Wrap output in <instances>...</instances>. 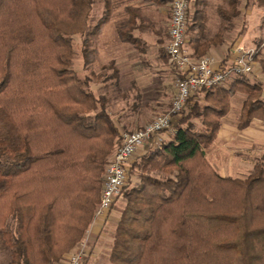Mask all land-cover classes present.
Segmentation results:
<instances>
[{
  "label": "trees",
  "instance_id": "1",
  "mask_svg": "<svg viewBox=\"0 0 264 264\" xmlns=\"http://www.w3.org/2000/svg\"><path fill=\"white\" fill-rule=\"evenodd\" d=\"M97 1L0 0V253L9 254L7 264H58L86 237L120 145L109 99L73 67L74 36L83 37L86 72L98 58L94 42L111 11L100 0L105 10L95 22ZM242 2L224 0L219 39L233 30ZM206 5L195 0L188 23L199 56L207 48ZM236 93L246 96L238 128L264 123V84L238 75L191 96L173 135L130 163L110 264H264V155L246 178L222 176L207 159Z\"/></svg>",
  "mask_w": 264,
  "mask_h": 264
},
{
  "label": "rangeland",
  "instance_id": "2",
  "mask_svg": "<svg viewBox=\"0 0 264 264\" xmlns=\"http://www.w3.org/2000/svg\"><path fill=\"white\" fill-rule=\"evenodd\" d=\"M254 1L243 0L242 12L239 16L237 27L234 23L233 30L225 32L223 37L229 36V33L232 32L233 36L229 37L230 43L227 54L236 45H241L254 51L255 63L251 77L264 84V7L256 5ZM104 10V2L97 1L93 12L95 22L102 16ZM82 43V36L73 37V67L81 77L84 78L86 75L92 77L90 85L97 96L104 95L109 99V110L116 124L120 126L121 131L139 130L156 117L171 113L176 72L166 55V45L168 43L164 47L163 60H155L147 53L139 56V52H135L137 53V58L134 57L132 60L125 61L116 57L119 56V51L125 53L126 48L134 51L135 49L130 44L119 45L120 47H112L110 45L104 47L102 45L97 46L94 42L98 58L90 74L84 68ZM259 46L262 47V50ZM139 47L149 50L146 45L141 44ZM204 56L213 57L211 54ZM173 73H175L174 76L172 75ZM239 94L242 93H236L231 97L230 112L227 115L229 119L225 121V123H232L234 130H236L239 123V117L236 116L237 112L240 111H238L239 100H234L233 106L232 100ZM200 100H202V97ZM181 116L175 115L172 131H175L179 125ZM223 120L224 118L222 119L221 127L224 123ZM124 124L126 127H123ZM234 133L236 132L234 131ZM233 137L235 139L230 140ZM229 140V142L225 143L223 141L220 143L214 142L207 150V159L215 171L222 176L246 178L253 171L254 159L261 158L264 155V140L253 143L243 141L244 139H240L237 136H231ZM252 145H254L253 148H251ZM149 148V146L143 148L133 158L132 163L139 156L145 154ZM131 181L132 184H135L137 183V178L134 177ZM125 203L123 197L118 198L110 212V216L113 217L116 226ZM77 248L78 244L70 253L65 254L63 260L58 264H64L66 257L77 250ZM108 257L109 251L100 252L99 259H97L95 264H110ZM9 260V254L2 251L0 253V264H7Z\"/></svg>",
  "mask_w": 264,
  "mask_h": 264
},
{
  "label": "built area",
  "instance_id": "3",
  "mask_svg": "<svg viewBox=\"0 0 264 264\" xmlns=\"http://www.w3.org/2000/svg\"><path fill=\"white\" fill-rule=\"evenodd\" d=\"M193 0H172L171 20L166 55L175 69V92L171 113L160 115L136 131H121L120 145L105 170L103 190L92 223L105 225L116 200L127 182V171L133 158L147 146L160 148L172 131L175 115H180L191 96L224 84L238 75H251L254 70V51L234 46L222 60L211 56L194 58L189 50L188 23ZM86 237L77 250L68 255L64 264H95Z\"/></svg>",
  "mask_w": 264,
  "mask_h": 264
},
{
  "label": "crops",
  "instance_id": "4",
  "mask_svg": "<svg viewBox=\"0 0 264 264\" xmlns=\"http://www.w3.org/2000/svg\"><path fill=\"white\" fill-rule=\"evenodd\" d=\"M194 1L195 0L192 1L190 13L194 11ZM171 4L172 0H109L111 11L110 19L102 27L95 40V44L104 47L109 45L112 47H120L119 45L130 44L135 49L134 51L126 48L125 53L119 51L120 54L118 53L119 56L116 57L125 61L132 60L134 57L137 58V53L135 52H139V56L147 53L155 60H163L165 54L164 47L168 43ZM223 6L224 0H207L205 9L207 22L203 43H205V47L207 48L202 56L211 54L217 60H222L228 55L229 37L233 36L231 32L229 36H225L221 39L218 38V31L221 24L220 12ZM238 19L239 17L234 20L236 27ZM141 44L149 47V50H144L142 47L140 48L139 45ZM189 50L192 56L194 55V58L197 59L202 57L199 56V53L197 54L195 52L193 46L190 45ZM200 50L203 51L201 48ZM174 74L175 73L172 75L174 76ZM245 98L246 97L242 94L236 95L232 100V106L234 105V100L238 99V111L241 112ZM240 112H237L236 117L240 116ZM228 119L229 116L224 118L223 126L221 127L215 143H220L221 141L225 143L235 139L233 137L229 140L231 136H237L240 139H244L243 141L253 143L264 140L263 122L255 120L244 130H240L238 126L236 130H234L235 128L232 126V123H225ZM118 127L121 131L119 125ZM123 127H126L125 124ZM234 131L236 133H234ZM253 147L254 145H252L251 148ZM110 218H108L105 225H94L91 223L88 229V242L91 247L92 258L95 262L99 259L100 252L106 250L110 252L113 234L116 228L113 217L110 216Z\"/></svg>",
  "mask_w": 264,
  "mask_h": 264
}]
</instances>
